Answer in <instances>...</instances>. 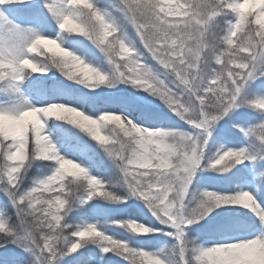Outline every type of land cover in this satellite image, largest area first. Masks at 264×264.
<instances>
[{"label": "snow or ice", "instance_id": "obj_1", "mask_svg": "<svg viewBox=\"0 0 264 264\" xmlns=\"http://www.w3.org/2000/svg\"><path fill=\"white\" fill-rule=\"evenodd\" d=\"M0 195L13 264H253L264 0H0Z\"/></svg>", "mask_w": 264, "mask_h": 264}, {"label": "trees", "instance_id": "obj_2", "mask_svg": "<svg viewBox=\"0 0 264 264\" xmlns=\"http://www.w3.org/2000/svg\"><path fill=\"white\" fill-rule=\"evenodd\" d=\"M4 199L3 195H0V202H2ZM9 213L11 214V210H9ZM79 222V220L74 221ZM160 246H163L162 244ZM14 255V252L12 250V246L9 245L7 250L0 249V264H13V261L11 257ZM84 259H88V256L86 255ZM117 264H122V262L119 261V258H116Z\"/></svg>", "mask_w": 264, "mask_h": 264}, {"label": "clouds", "instance_id": "obj_3", "mask_svg": "<svg viewBox=\"0 0 264 264\" xmlns=\"http://www.w3.org/2000/svg\"><path fill=\"white\" fill-rule=\"evenodd\" d=\"M249 250L252 256L253 264H264V245L251 243Z\"/></svg>", "mask_w": 264, "mask_h": 264}, {"label": "rangeland", "instance_id": "obj_4", "mask_svg": "<svg viewBox=\"0 0 264 264\" xmlns=\"http://www.w3.org/2000/svg\"><path fill=\"white\" fill-rule=\"evenodd\" d=\"M260 82L258 81L257 82V84H259ZM164 111L165 112H167V110L166 109H164ZM241 110H237V112L239 113ZM169 115H171L170 113H169ZM217 127L218 128H221L222 130H231V131H235L234 129H231V126L227 123V118H225V120L224 121H221L218 125H217ZM215 134V133H214ZM224 141H223V139H220V143H223ZM219 146V144H217V147ZM226 146H230V145H226ZM213 151H215V148L213 149ZM202 187H205V186H207V187H211V186H209V185H204V184H202L201 185Z\"/></svg>", "mask_w": 264, "mask_h": 264}]
</instances>
